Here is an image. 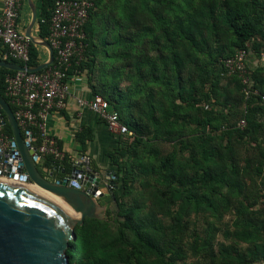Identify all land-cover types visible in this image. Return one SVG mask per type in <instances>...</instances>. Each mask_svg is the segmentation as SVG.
<instances>
[{
    "label": "rangeland",
    "instance_id": "rangeland-1",
    "mask_svg": "<svg viewBox=\"0 0 264 264\" xmlns=\"http://www.w3.org/2000/svg\"><path fill=\"white\" fill-rule=\"evenodd\" d=\"M223 1L105 0L94 11L87 35L94 46L89 53L94 58L91 83L105 97L111 95L116 100L120 95L119 107L126 118L130 112L126 103L138 102L136 114L142 111L148 127L129 142L131 154L124 160L134 167L135 181L123 202L126 208L142 207L136 210V222L149 215L157 218L163 252L157 255L144 248L133 230L123 229L116 203L106 198L102 223L81 227L86 218L75 228L77 234L90 229L83 262L210 264L212 258L227 255L231 247L247 252L253 246L240 237L251 220L255 222L250 231L256 242H264V127L252 136L232 128L244 110L239 82L226 73L218 78L224 56L238 48L233 41L214 39L209 27L200 25L194 37L208 41L202 51L193 47L183 31L189 26L194 30L190 19L198 22L201 15L208 16L210 3L217 8ZM237 1L247 4L255 15L253 0ZM133 6L139 28L128 25L127 11ZM185 52L199 58L200 64L185 60L181 98L174 84L177 69L170 61L175 54L185 57ZM152 67L156 76L150 73ZM201 69L209 73L207 81V76L199 77ZM115 70L119 75L114 79ZM259 76L264 77V71ZM229 95L234 99L231 105L226 104ZM256 108L252 115L264 124V106L257 104ZM208 122L221 129H210L207 134ZM206 128L209 131L211 127ZM208 170L218 173L219 180L203 182ZM184 178L190 181L182 185L179 179ZM235 180L240 187L232 185Z\"/></svg>",
    "mask_w": 264,
    "mask_h": 264
},
{
    "label": "built area",
    "instance_id": "built-area-1",
    "mask_svg": "<svg viewBox=\"0 0 264 264\" xmlns=\"http://www.w3.org/2000/svg\"><path fill=\"white\" fill-rule=\"evenodd\" d=\"M26 0H4L0 17V49L1 59L8 62L29 66L31 59V41L18 28V20L22 6ZM264 2V0H262ZM96 0H54L52 13L49 19V35L45 39L54 51L53 63L38 72L13 71L5 76V95L8 98L14 116L27 148L34 152L39 162L50 158L52 167H46L50 173L56 170H65L66 154L60 149L55 136L48 131L47 122L52 112L63 110L72 97L73 80L76 74L69 70L76 62L85 59L87 50V36L84 30L89 20L91 9ZM38 21V18H37ZM42 22L44 20L42 19ZM38 25V24H37ZM251 46L246 44L233 55L223 60L225 73L236 76L241 84V92L246 101L259 96L264 103V93L258 88L254 77L256 68L264 67V22L263 36L251 39ZM256 65H251L249 56L253 45ZM80 107H87L104 121L108 131L116 138L131 137L134 135L123 123L117 110L101 95H93L90 100L77 98ZM14 108V109H13ZM0 114V180L17 185L35 184L27 180L28 174L14 142L13 133L6 131V118ZM247 126L245 118L237 122V128ZM87 163V158L70 162L71 172L65 173L63 178L73 188H80L82 182L78 170ZM76 169V170H75Z\"/></svg>",
    "mask_w": 264,
    "mask_h": 264
},
{
    "label": "trees",
    "instance_id": "trees-1",
    "mask_svg": "<svg viewBox=\"0 0 264 264\" xmlns=\"http://www.w3.org/2000/svg\"><path fill=\"white\" fill-rule=\"evenodd\" d=\"M105 0H96L94 7L90 11L89 20L86 23L84 30L86 33V36L91 31V18L94 14V11L97 9L98 6H100L102 3H104ZM54 0H41V7L39 16H38V27H39V36L46 39L49 35V19L52 13ZM209 13L208 16L206 14L201 15L202 19L201 21L196 22L193 18L190 19V25L193 26L194 30L190 29V26L185 28L183 27V31L186 32L187 38L189 41H192L193 47L200 49L204 51L206 49V46H208V41L202 37L200 41H197L194 37L195 31H200V25H205L209 27V33L210 36L214 39L220 41H228L230 44V41L234 42V46H236L238 49L244 48L248 42L251 41L254 37L257 36H263V22H264V2L262 0H253V6L255 7V15H253L248 7L247 4H244L242 2H239L237 0H224L223 3L215 8L214 4H209ZM148 4H145L144 10H147ZM136 6L128 8L127 11V18H128V25L134 26L136 28H139V24L137 21H134V18L138 15L136 13ZM42 19L44 22H42ZM222 22H224L222 24ZM120 38L118 37L117 40ZM87 43V50L85 54V59L74 63L69 72L71 74L81 75L83 73H88L87 77L89 79L90 87L94 93V95H101L103 98H105L107 101L111 103V105L114 107L115 110L118 111L121 120L124 124L127 125L130 131L134 133L131 137H124V138H118L117 143L118 147L109 154V158L111 161V164L115 167V182L118 185L117 190L114 191L115 193V203H116V214L118 217H121L123 219V222H121V227L123 229H129L133 230L135 232L137 241L143 245L144 248L150 250L153 253H156L157 255H161L163 250L161 248L160 240L158 239L157 235L160 232L159 228V222L157 218L154 215H149L147 218L141 220H137L136 222V210L142 209L141 206H130L125 207L123 199L124 197L128 196L132 193V184L134 183V167H131L126 160H124L126 157H128L131 154V146L129 144L130 140L137 139L141 135L144 134L145 131H147L148 127L144 124L143 119L141 117V110H138V115L136 114V109H139L138 102L135 101H128L126 104L130 108V112L128 114V117L126 118L123 113L120 110V104L119 98L120 95H117L118 97L116 100L110 95V96H103L100 92L96 91L95 87L93 86L92 77H91V70L94 67V58L93 56L89 55L90 49L93 48V43L90 41V39L86 40ZM104 43H108L104 41ZM204 43L205 45H202ZM38 46L31 43L30 48V54L31 59L28 63L29 66H38L41 64L40 60V52L38 50ZM237 49V50H238ZM185 57L175 54L173 59L170 61L177 69L176 74H174V84L175 88L178 90V94L181 98H183V77L181 76L182 72L184 71V64L185 60L189 59L193 64H200V60L197 57H193L189 52H185ZM234 54V53H233ZM228 54L224 56L223 60L231 55ZM0 59H1V49H0ZM223 63V62H222ZM168 65V64H167ZM221 69L218 73V78H222L221 75L225 73V70L223 68V65H220ZM138 71H141V66L138 65L137 67ZM154 67L150 69L151 75H154ZM202 71V69L200 70ZM264 69H260L259 71L256 70L254 72V77L258 82V88L260 89L261 93H264V77L260 78V73L263 72ZM14 73L11 70H8L6 68L0 67V94L5 97V99L8 101V98L5 95V76L7 74ZM114 79L118 77L119 72L114 71L113 73ZM209 73L203 69V71L199 74V77L203 78L206 77V81L208 80ZM232 78H235L239 82L240 87V93H241V102L244 104V110L241 115V119L245 118L247 121V126L244 129L237 128V124L234 125L232 128L236 131H242L245 136H252L255 134H258L262 128L264 127V124L261 120H259L257 117L252 115V112L257 110L256 108L257 104H262L264 106V103L262 102L261 98L259 96H254L250 100L246 101L242 92H241V84L239 79L234 76ZM205 82V78H204ZM217 83V81H215ZM216 85V84H215ZM106 87V88H105ZM113 90L116 91L117 89V83L114 82L113 84ZM104 89H107V85H104ZM107 92V91H105ZM234 102V99L229 97L226 99V104L231 105ZM14 109V108H13ZM253 116V117H252ZM208 128L209 131L207 130ZM210 129L215 132L221 129L219 125L212 124V122H208L205 124V131L206 133H210ZM224 130V129H223ZM225 130H228V128L225 127ZM6 131L10 135H12V130L10 125L6 124ZM77 139L79 143L82 145L83 149L85 150L87 148V143L89 141L93 140V135L91 130H85L83 129L80 133L77 134ZM135 144V143H134ZM135 155V153H133ZM207 155V154H206ZM136 156V155H135ZM137 157V156H136ZM138 160V158L136 159ZM135 160V162H136ZM53 161L48 158L46 165L52 167ZM67 166V165H66ZM66 171L70 170V166L65 167ZM194 180V179H193ZM210 180L218 181L219 176L218 173L208 170L206 171L202 176L203 182H208ZM189 178L179 179V182L184 185L189 182ZM192 181V180H191ZM239 182L235 180L232 185H238ZM241 184H239V187ZM121 190V192H120ZM110 198L113 202L114 199ZM102 223L100 220L97 219H87L85 220L84 225L81 227L87 226L89 223ZM246 225L244 226V229L242 231V235L240 236L243 241L252 242L253 246L248 248V251H240L235 247H231L228 250L227 255L222 256L221 258H212L210 260V264H260L261 261H264V242H256L257 239L254 237L253 233L250 231V227L255 225V222L253 220L247 221ZM80 227V228H81ZM87 228V227H86ZM90 229H86V232L82 234L76 233V240L71 241L69 243V247L66 249V256L70 257L71 262L74 264H90L89 262H83L81 257H83L86 253V250L88 249L89 245V232ZM76 232V231H75ZM258 232V231H256ZM103 264V263H99Z\"/></svg>",
    "mask_w": 264,
    "mask_h": 264
},
{
    "label": "water",
    "instance_id": "water-1",
    "mask_svg": "<svg viewBox=\"0 0 264 264\" xmlns=\"http://www.w3.org/2000/svg\"><path fill=\"white\" fill-rule=\"evenodd\" d=\"M31 19L25 29V36L48 52V58L38 66L0 60V67L11 71L38 72L54 61L50 44L32 30L37 23L38 12L34 0H27ZM0 114L11 127L15 145L28 174L27 180L61 200L72 212L28 187L0 180V264H71L64 253L71 241L76 240L75 228L86 218L105 220L107 203L101 200L111 197L118 189L115 172H96L87 163L79 167L80 188H73L66 179L45 178L38 168L39 158L27 148L13 110L0 94ZM76 170V169H75ZM66 170L63 171V174ZM75 214V215H73ZM66 254V253H65Z\"/></svg>",
    "mask_w": 264,
    "mask_h": 264
},
{
    "label": "crops",
    "instance_id": "crops-1",
    "mask_svg": "<svg viewBox=\"0 0 264 264\" xmlns=\"http://www.w3.org/2000/svg\"><path fill=\"white\" fill-rule=\"evenodd\" d=\"M3 1L4 0H0V17L3 9ZM34 2L39 16L41 0H34ZM30 19L31 9L26 0L22 6L18 20V28L23 33L25 32ZM32 34L34 36H39V27L37 23L32 30ZM247 44L251 46L250 42ZM38 47L40 52V62L43 63L48 58V52L45 48L40 46ZM257 48L258 45H253L249 56L251 65L253 66L256 65L255 50ZM260 69H264V67L259 65L256 68L258 71ZM85 75L86 74L83 73L75 76L72 86V97L70 98L67 107L63 110L52 112L49 116L47 127L49 133L56 137L60 149L66 154V162L63 167L65 169V167L70 166V170L66 171V173H69L72 170L70 162L87 158L93 170L96 172H103V174L107 175L109 171L115 172V167L111 164L109 154L118 147V138L113 136L108 131L104 121L101 120L94 112L87 107H80L78 105L77 98L90 100L94 95ZM83 129L91 130L93 135V140L87 143V148L85 150L77 139V134ZM47 159L48 158H45L44 161L38 163V168L43 175L49 176V173L46 170V167H48L46 165ZM63 176L64 174L62 171L56 170L53 172L52 180L63 179ZM106 198L107 197L103 198L101 202L104 203V201H106L107 203Z\"/></svg>",
    "mask_w": 264,
    "mask_h": 264
},
{
    "label": "bare ground",
    "instance_id": "bare-ground-1",
    "mask_svg": "<svg viewBox=\"0 0 264 264\" xmlns=\"http://www.w3.org/2000/svg\"><path fill=\"white\" fill-rule=\"evenodd\" d=\"M24 186L35 190L36 192H38V193L42 194L43 196L49 198L50 200L54 201L55 203L63 206L67 211L72 212L61 200L57 199L56 197H54L53 195L44 191L43 189L39 188L38 186H36V185H33V186L24 185ZM73 215H75V214H73Z\"/></svg>",
    "mask_w": 264,
    "mask_h": 264
},
{
    "label": "flooded vegetation",
    "instance_id": "flooded-vegetation-1",
    "mask_svg": "<svg viewBox=\"0 0 264 264\" xmlns=\"http://www.w3.org/2000/svg\"><path fill=\"white\" fill-rule=\"evenodd\" d=\"M108 198V197H107ZM109 201V200H108ZM104 203H106V201H104Z\"/></svg>",
    "mask_w": 264,
    "mask_h": 264
}]
</instances>
